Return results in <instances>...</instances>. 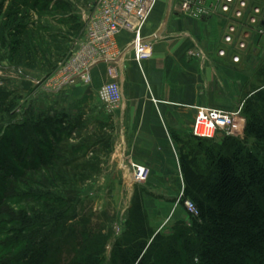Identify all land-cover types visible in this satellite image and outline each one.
Instances as JSON below:
<instances>
[{
    "label": "rangeland",
    "instance_id": "rangeland-1",
    "mask_svg": "<svg viewBox=\"0 0 264 264\" xmlns=\"http://www.w3.org/2000/svg\"><path fill=\"white\" fill-rule=\"evenodd\" d=\"M26 1V7L12 9L11 0H0V264H27L22 259L17 263V253L38 254L44 246L48 248L43 264H63L80 252L81 242L83 247L98 246L99 264H119L118 259L112 263L117 241L129 245L137 238L148 244L156 233L169 240L181 227L196 228L199 214L192 217L186 209V224L172 222V212L152 218L155 214L146 209L142 189L147 178L135 183L125 167L131 158L123 146L124 135L112 131L115 140L122 142L115 145L114 140L113 147L109 140L103 143V136L110 133L103 129L113 127V122L104 115L100 119L89 115L90 110L105 108L97 99L98 90L90 94V77L74 79L60 72L97 0ZM163 23L166 27L167 18ZM248 58L250 63L240 69L249 85L242 92L243 101L225 110L238 112L231 134L198 140L190 129L179 130L170 136L177 154L187 144L196 149L200 143L221 144L227 137L242 142L250 139L243 104L255 91H264V50ZM108 75L106 82L112 78ZM79 86L84 91L74 98L73 90ZM87 91L90 95H83ZM63 93L68 112H64ZM99 143L112 155L103 160L93 157L96 162L90 152ZM42 159L48 164L41 165ZM184 199L190 198L181 193L183 207ZM138 204L150 230L141 238L132 233L129 223ZM50 209L53 214L46 213Z\"/></svg>",
    "mask_w": 264,
    "mask_h": 264
},
{
    "label": "crops",
    "instance_id": "crops-1",
    "mask_svg": "<svg viewBox=\"0 0 264 264\" xmlns=\"http://www.w3.org/2000/svg\"><path fill=\"white\" fill-rule=\"evenodd\" d=\"M166 10L167 0H158L142 29L144 37H150L164 24ZM166 29L169 33H166ZM213 31V27L188 17L170 15L161 33L162 38L153 45L149 59L138 63L130 52L122 60L124 74L120 82L124 110L108 111L103 108L101 112L89 111L90 116L100 119L104 115L113 122V127L103 129L110 132L108 136H103V143L109 140L113 147L115 138L111 132L120 131L125 137L123 146L126 147V155L149 170L147 184L142 189L145 190L146 209L150 215L155 214L152 218L157 216L161 219L164 213L172 212V222L186 224L187 220L185 208L180 202L183 177L171 134L190 129L197 107L226 110L238 106L243 101V90L249 86L240 69L242 65L250 63L251 57L244 59L238 66L212 59L214 72L210 66L201 69L198 62L188 56L190 40L168 36L173 32H187L202 46H206L207 38L212 36ZM131 40L132 34L124 31L117 39L118 47L125 49ZM209 53L213 54L212 51ZM111 66L112 63L100 62L89 70L90 94L96 93L106 82ZM79 87L73 90L74 98L84 91L83 87ZM66 99L64 94V112L67 111ZM121 142V139L119 141L116 138L115 145ZM111 155V150L100 143L95 151L90 152L93 160H103ZM102 163L99 162L100 165Z\"/></svg>",
    "mask_w": 264,
    "mask_h": 264
},
{
    "label": "trees",
    "instance_id": "trees-1",
    "mask_svg": "<svg viewBox=\"0 0 264 264\" xmlns=\"http://www.w3.org/2000/svg\"><path fill=\"white\" fill-rule=\"evenodd\" d=\"M26 6V0H11L12 9ZM243 106L249 140L227 137L218 145L200 143L195 149L187 144L179 149L183 194L198 210L197 227L191 231L181 227L169 240L156 233L148 244L137 238L127 246L117 241L112 263L118 259L119 264H264V91H255ZM42 164L48 163L42 159ZM135 207L130 227L145 237L150 232L145 213L139 204ZM46 213L53 214V209ZM78 244L80 252L63 264H99L97 245ZM46 248L29 256L22 250L17 263L22 259L43 264Z\"/></svg>",
    "mask_w": 264,
    "mask_h": 264
},
{
    "label": "built area",
    "instance_id": "built-area-1",
    "mask_svg": "<svg viewBox=\"0 0 264 264\" xmlns=\"http://www.w3.org/2000/svg\"><path fill=\"white\" fill-rule=\"evenodd\" d=\"M157 1L97 0L93 12L84 19L83 34L71 57L60 67V72L69 73L74 79L85 76L88 79L93 66L100 62L112 63L108 69L111 80L102 84L97 92L98 101L108 111H123L125 108L120 82L124 74L122 60L130 52L138 63L149 59L153 45L162 38L164 24L150 37L141 34ZM170 15H182L213 27L206 46L187 32L168 35L190 40L188 56L195 59L201 69L210 66L214 72L212 59L238 66L256 51L264 50V0H167L166 18ZM123 31L130 32L132 40L125 49H120L117 39ZM236 114L238 112L197 107L190 134L204 140L212 139L218 133L230 135ZM125 164L133 182L147 178L146 166L132 160ZM183 205L192 217L198 215L192 200L184 199Z\"/></svg>",
    "mask_w": 264,
    "mask_h": 264
}]
</instances>
